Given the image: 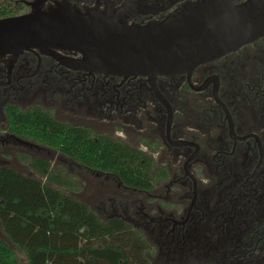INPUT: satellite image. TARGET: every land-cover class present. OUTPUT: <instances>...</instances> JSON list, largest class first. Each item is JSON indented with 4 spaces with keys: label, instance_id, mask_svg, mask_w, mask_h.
Instances as JSON below:
<instances>
[{
    "label": "flooded vegetation",
    "instance_id": "flooded-vegetation-1",
    "mask_svg": "<svg viewBox=\"0 0 264 264\" xmlns=\"http://www.w3.org/2000/svg\"><path fill=\"white\" fill-rule=\"evenodd\" d=\"M39 1L45 10L68 1L84 13L147 25L196 0ZM81 57L39 48L0 56V150L23 146L47 151L32 158L52 159L53 148L7 127L8 104L42 106L96 141L105 135L145 155L154 186L138 189L54 149L69 168L117 180L131 193L126 202L111 199L119 212L99 207L98 214L141 231L150 264H264V36L191 71L156 77L91 72L71 63Z\"/></svg>",
    "mask_w": 264,
    "mask_h": 264
},
{
    "label": "trees",
    "instance_id": "trees-1",
    "mask_svg": "<svg viewBox=\"0 0 264 264\" xmlns=\"http://www.w3.org/2000/svg\"><path fill=\"white\" fill-rule=\"evenodd\" d=\"M29 0H0V19L23 14ZM8 131L45 144L96 170L115 173L124 185L154 186L145 155L85 127L59 122L42 106L5 107ZM46 182L0 166V264H150L151 244L122 217L103 219L70 191L76 178L62 165L30 158ZM145 160V161H143ZM70 190V191H69ZM69 191V192H68ZM18 250L26 256L19 257Z\"/></svg>",
    "mask_w": 264,
    "mask_h": 264
},
{
    "label": "water",
    "instance_id": "water-1",
    "mask_svg": "<svg viewBox=\"0 0 264 264\" xmlns=\"http://www.w3.org/2000/svg\"><path fill=\"white\" fill-rule=\"evenodd\" d=\"M180 0H171L173 4ZM0 19V56L31 48L80 53L77 68L124 75H173L264 36V0H196L162 22L129 24L70 2Z\"/></svg>",
    "mask_w": 264,
    "mask_h": 264
},
{
    "label": "rangeland",
    "instance_id": "rangeland-1",
    "mask_svg": "<svg viewBox=\"0 0 264 264\" xmlns=\"http://www.w3.org/2000/svg\"><path fill=\"white\" fill-rule=\"evenodd\" d=\"M50 152L53 153V157L50 159V161L54 168H57L58 164L62 166L65 164L66 166H64V168L66 170L68 169V171L71 170L77 176L75 180L77 185L76 188H74L72 191H69L78 199L88 203L95 211L100 212L99 207H103L104 210L107 211V214H111L116 211L119 212L116 209L118 206H111V199L118 196L123 199L122 202H126L127 198L131 196V193L125 190L117 180H107L104 176H99L96 172L92 173L83 167L80 168L75 166L73 168H69L66 162H64L65 160H62L60 157H58V151L51 149ZM46 155L47 151H44L43 154H37L32 149H28L23 146L20 147L12 145V147L9 149L0 150V166H9L15 168L27 176L37 177L38 179L46 182V179L34 172L29 165V157H45ZM101 216L103 217L104 214H101ZM0 238L8 240L7 236L2 232L1 227ZM18 254L22 260H25L26 256L24 253L18 250Z\"/></svg>",
    "mask_w": 264,
    "mask_h": 264
}]
</instances>
